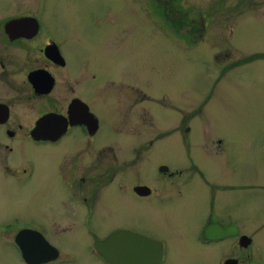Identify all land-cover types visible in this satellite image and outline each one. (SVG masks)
I'll list each match as a JSON object with an SVG mask.
<instances>
[{
  "label": "flooded vegetation",
  "instance_id": "flooded-vegetation-1",
  "mask_svg": "<svg viewBox=\"0 0 264 264\" xmlns=\"http://www.w3.org/2000/svg\"><path fill=\"white\" fill-rule=\"evenodd\" d=\"M156 1L175 33L192 40L201 36V17L186 22V13L173 0ZM28 3L33 7L22 15L0 11V190L14 193L12 204L0 207L6 215L0 220V264H64L82 255L95 264H110L96 244L117 233L130 236L124 245L127 258L134 249L142 257L149 250L147 245L133 243L135 234L155 243L159 259L154 264H164L169 250L166 238L124 223L103 232L95 219L97 214L107 213L105 204L109 203L146 210L169 206L177 199L179 202L184 193L182 178L191 175L213 188L196 158L182 165L179 159L158 160L155 153L164 137L171 134H176L174 145L178 141L179 147L189 152L190 122H177V105L171 108L164 94L154 90L150 94L149 87L126 81V74L112 65L113 69L106 66L85 74L75 70L65 42L54 35L43 17L46 0ZM176 13L178 19H167L168 14ZM149 102L153 104L151 110ZM48 116L62 127L60 135L34 137L37 123L45 117L48 122ZM54 123H47V127ZM149 123L154 126L151 136L149 128L147 133L145 129L138 131ZM168 124L176 126L169 131L156 130ZM221 139L211 138L210 144L223 167L226 152ZM25 146L45 156L46 184L32 185L41 170L34 157L21 151ZM4 180H9L7 185ZM52 185L62 194L56 213L32 215V208L50 204L48 188ZM251 187L264 189V185L240 188ZM40 188L43 194L38 196ZM203 219L189 246L201 248H197L199 253L210 250L206 254L211 257L216 252L217 264H264L261 243L242 224L214 211L207 212ZM75 231L84 238L79 242L80 250L64 253L52 236L63 238ZM25 252L29 261L24 258Z\"/></svg>",
  "mask_w": 264,
  "mask_h": 264
},
{
  "label": "rangeland",
  "instance_id": "rangeland-1",
  "mask_svg": "<svg viewBox=\"0 0 264 264\" xmlns=\"http://www.w3.org/2000/svg\"><path fill=\"white\" fill-rule=\"evenodd\" d=\"M173 1L186 13V22L201 17L204 31L199 40L169 28L156 0H46L43 17L54 35L65 42L75 70L85 74L114 67L126 74V81L149 87L150 94L153 90L164 94L169 107H179L176 121L190 122L192 146L187 152L178 141L174 145L176 134L165 136L155 152L157 158L179 159L182 165L196 158L213 187L195 175L184 177L179 202L146 210L109 203L105 204L107 213L97 214L95 222L103 232L124 223L166 238L169 250L164 264H217L216 252L211 257L206 254L210 250L199 253L201 248L187 244L194 240L207 212L214 211L242 224L264 252V189L240 188L264 185V0ZM31 7L28 0H0L4 13L22 15ZM178 17V13L168 14L167 19L172 22ZM148 105L151 110L153 104ZM150 124L138 131L147 133L149 128L151 136L154 126ZM173 126L176 124L156 130L169 131ZM215 137L224 143L223 167L210 144ZM21 151L34 157L41 170L32 185L46 184L45 156L28 146ZM122 152L126 156L124 149ZM50 170L48 165V177ZM52 188H48L50 204L32 208V215L56 213L62 194ZM37 194L42 195L43 188ZM13 197V192L0 190V207L11 205ZM5 218L0 212V220ZM76 233L52 239L64 253H77L84 238ZM64 264L95 263L82 255Z\"/></svg>",
  "mask_w": 264,
  "mask_h": 264
},
{
  "label": "water",
  "instance_id": "water-1",
  "mask_svg": "<svg viewBox=\"0 0 264 264\" xmlns=\"http://www.w3.org/2000/svg\"><path fill=\"white\" fill-rule=\"evenodd\" d=\"M46 119L47 118L45 117L37 123V127L33 130L34 137L54 138L60 135L62 127L58 125L57 120L52 119L50 116H48V122ZM52 122H55L53 127H47V123L49 125ZM129 238L130 236L125 235L124 233H117L108 237L104 241H99L96 244V247L110 264H154L157 262L159 255L158 247L155 245V243L138 237L135 234L132 237L133 243L137 244L138 246L147 245L149 250L146 256L142 257L143 255L134 249L131 256L127 258L124 245ZM24 258L27 261L30 260V257L26 254V252L24 253Z\"/></svg>",
  "mask_w": 264,
  "mask_h": 264
}]
</instances>
